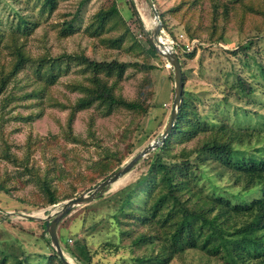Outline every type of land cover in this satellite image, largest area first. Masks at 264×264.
Returning <instances> with one entry per match:
<instances>
[{
    "label": "rangeland",
    "instance_id": "rangeland-1",
    "mask_svg": "<svg viewBox=\"0 0 264 264\" xmlns=\"http://www.w3.org/2000/svg\"><path fill=\"white\" fill-rule=\"evenodd\" d=\"M152 4L157 19L145 0H0L4 264H58L46 242V217L117 171L164 130L173 79L148 40L157 20L167 38L195 42L176 56L195 113L189 112L188 119L193 122L196 117L201 124L192 127L194 136L185 134V139L174 138L168 144L165 161H186L190 167L176 173L174 181L186 180L191 193L220 199L229 209L259 198L260 187L248 186L236 169H243L250 157L264 158V0H152ZM111 8L115 13L100 21V14ZM191 52V58L185 56ZM84 59L124 66L120 75L116 70L107 75L87 68ZM238 79L249 85L251 94L241 92ZM95 80L106 83L120 103L90 99L81 106V101L93 97ZM121 102L134 104L135 109ZM214 132L231 140L229 168L200 150ZM150 152L99 198L73 207L57 224L55 235L71 264H159L154 260L156 247L166 244L176 215L168 200L153 208L164 191L158 176L151 191L136 192L124 203L146 174ZM48 194L57 203L49 205ZM117 208L119 219L114 218ZM225 219L230 229L249 221L232 213ZM143 235L148 238L136 240ZM79 246L87 257L77 254ZM191 246L174 252L166 245L161 260L230 264L199 238Z\"/></svg>",
    "mask_w": 264,
    "mask_h": 264
},
{
    "label": "trees",
    "instance_id": "trees-1",
    "mask_svg": "<svg viewBox=\"0 0 264 264\" xmlns=\"http://www.w3.org/2000/svg\"><path fill=\"white\" fill-rule=\"evenodd\" d=\"M49 6H52L51 1ZM113 13H115V9L111 8L107 12L100 14L99 20L102 21ZM139 26L142 25L139 24ZM219 40L221 39L219 38ZM192 53L193 52L188 53L185 56L191 58L193 55ZM84 62L87 68L103 71L107 75H110L114 70L120 75L124 66L122 63H116L115 61L96 63L84 59ZM15 68L13 72L16 70ZM94 83L96 85L95 89L91 91L93 97H89L88 101H81V106L88 104L90 99L107 101L109 104L120 103L119 100L113 97L106 83L99 80H95ZM183 84L184 78L182 74L181 101L171 131L162 144L150 152L149 156L151 158L148 163L146 174L142 175L136 182L135 188H132L131 192H128L129 197L125 198L124 203H128L136 192H138L137 194L141 192H146L147 194L148 191H151L156 184L155 180L158 176V183L162 185L164 191L158 195L153 208L156 207L160 201L168 200L170 211H174L176 215L174 229L168 233L166 244L156 247L158 248V253L154 260L159 262V264H165L167 262V258L161 260L165 255L166 245L171 251L183 252L186 250V244L191 248V245L197 238L201 239L202 244L206 247L211 248L212 254L221 252L223 257L227 258L230 264H264V158L255 161L254 158L252 159L250 157L245 161L246 166L243 167V169L240 167L236 169L244 177L248 186L258 185L260 187V196L259 198L246 202L242 205L243 207L232 205L231 209L228 208V204L220 201V199H209L197 193H191L189 183L186 180L181 181V183H176L174 181L176 173L181 175V173L188 170V168L190 169L186 161L173 164H169L165 161L168 158L166 151L169 142L174 138L185 139V134L188 138L194 136L196 132H194L195 128L192 127H195L196 124H201L196 117L193 122L188 119L189 112L193 115L195 113L192 110L191 99L183 89ZM237 84L241 92L245 95L252 93L249 85L241 79L237 80ZM3 86L4 80H1L0 92ZM121 104L128 109H135L134 104L125 102H121ZM188 124L191 126L188 127ZM223 136L224 135L214 132L213 136L207 140L206 143L201 145L200 150L213 157L216 162H218L219 166L229 168L231 166V140L229 137L225 139ZM199 167L200 164L198 168ZM181 188L183 191L185 189L182 193L179 192ZM48 196L49 205L57 203V201L52 199L50 194H48ZM191 199H195L194 204L189 203ZM144 208L145 207H143V209ZM116 212L117 215H114V218L119 219L120 214L118 208ZM132 213V215H136L135 209ZM230 213L244 216L248 218L249 221L239 227L230 229L226 225L227 221L225 219L226 216L229 217ZM141 222H143V220ZM44 234L47 237L46 242L50 245L49 238L45 231ZM147 238L148 237L143 235L142 238H137L136 240ZM77 252L81 258L87 257L84 247L79 246ZM53 256L56 258L58 264H62L56 257L54 251ZM138 260L141 261V259ZM4 262V258H1L0 264H4Z\"/></svg>",
    "mask_w": 264,
    "mask_h": 264
},
{
    "label": "water",
    "instance_id": "water-1",
    "mask_svg": "<svg viewBox=\"0 0 264 264\" xmlns=\"http://www.w3.org/2000/svg\"><path fill=\"white\" fill-rule=\"evenodd\" d=\"M145 2L149 7L153 17L157 19V13L154 9L151 0H145ZM134 13L136 12L134 11ZM160 28H161V23L160 21L157 20V24L154 27L153 31L151 32V37L148 39L152 46L158 43L157 34ZM159 55L166 61L168 67L171 69L172 79H173V96L170 104V110H169L166 126L158 138H156L149 145H147L142 150H140L136 155H134L117 171L113 172L111 175L103 179L101 182L97 183L95 186H93L85 193L80 194L75 198L68 199L62 202L61 209L56 215L52 216L50 219L49 217H46V220L44 221V231L46 232L49 238L50 245L53 251L55 252L56 257L62 264H71V263L68 262L67 259L63 256L62 250L55 235L56 226L61 221V219L64 216H66L73 207L89 204L90 202L99 198L108 189L109 186L116 183L121 177H123L126 173H128L130 169L142 157L147 155L150 151H153L154 149L158 148L162 144L164 139L167 137L169 132L171 131L181 101L182 73L180 69V64L178 62V58L175 54H159ZM25 218L38 219V217L34 218L32 216H26Z\"/></svg>",
    "mask_w": 264,
    "mask_h": 264
},
{
    "label": "built area",
    "instance_id": "built-area-1",
    "mask_svg": "<svg viewBox=\"0 0 264 264\" xmlns=\"http://www.w3.org/2000/svg\"><path fill=\"white\" fill-rule=\"evenodd\" d=\"M158 43L155 45V50L159 54H181L186 53L193 48L195 42L181 44L179 39H169L160 29L157 34Z\"/></svg>",
    "mask_w": 264,
    "mask_h": 264
},
{
    "label": "bare ground",
    "instance_id": "bare-ground-1",
    "mask_svg": "<svg viewBox=\"0 0 264 264\" xmlns=\"http://www.w3.org/2000/svg\"><path fill=\"white\" fill-rule=\"evenodd\" d=\"M166 67L168 68V66H167V65H166ZM117 182H118V181H117ZM117 182H116V183H117ZM114 184H115V183H114ZM67 261H68V258H67ZM68 262H69V261H68Z\"/></svg>",
    "mask_w": 264,
    "mask_h": 264
},
{
    "label": "crops",
    "instance_id": "crops-1",
    "mask_svg": "<svg viewBox=\"0 0 264 264\" xmlns=\"http://www.w3.org/2000/svg\"><path fill=\"white\" fill-rule=\"evenodd\" d=\"M166 66V65H165Z\"/></svg>",
    "mask_w": 264,
    "mask_h": 264
}]
</instances>
